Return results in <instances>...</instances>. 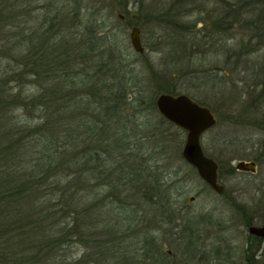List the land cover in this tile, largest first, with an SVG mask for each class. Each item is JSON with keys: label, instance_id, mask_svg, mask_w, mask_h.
<instances>
[{"label": "rangeland", "instance_id": "374dc122", "mask_svg": "<svg viewBox=\"0 0 264 264\" xmlns=\"http://www.w3.org/2000/svg\"><path fill=\"white\" fill-rule=\"evenodd\" d=\"M85 5L86 9L98 11L97 19L103 22L108 39L122 48L125 64L138 80V86L133 88L134 102L129 106L135 115L130 117L134 123L129 133H138L130 142V168H137L135 162L138 168L159 167L173 186L174 209L169 224L164 222L165 216H158L159 203L141 206V201L134 198L126 203L114 199L125 210L112 218L110 228L115 229L119 253L109 260H124L121 257L129 251L142 254L144 239L153 236L163 246L166 264H252L249 260L264 264V242L255 250L248 233L249 224L264 223V24L253 25L262 7L242 9L248 5L244 0H86ZM61 8L68 14L72 5L64 0H0V14L13 17L2 20L0 49L4 43L16 44L18 50L10 55L22 54L35 31L43 32L56 22L54 16ZM230 10L234 12L231 20ZM86 21L87 18L69 21L63 33H80ZM134 25L141 30L143 54L136 53L130 43ZM63 33L52 28L49 36ZM7 54L3 52L0 70L8 64ZM96 64L93 59L85 62L81 74L89 79L95 73L100 77ZM24 87L35 89L32 83ZM171 90L187 94L213 111L217 123L201 136V145L221 164L224 194L215 193L184 161L181 150L185 132L175 127L168 129L157 111V96ZM137 102L144 105L140 107ZM125 155L114 161L127 168ZM101 157L112 160L115 153ZM239 160L257 161V173L236 171ZM92 181L91 199L96 203L107 196L109 189ZM192 196L195 199L190 203ZM245 209L252 213L250 219ZM108 227L100 231L109 232ZM89 233L81 239L74 236L59 254L69 256L67 261L75 264H102L99 260L105 257L101 253L107 254L109 247L97 248V238L93 241L94 235ZM106 234L98 238L108 240L111 235ZM1 239L0 236V243Z\"/></svg>", "mask_w": 264, "mask_h": 264}, {"label": "trees", "instance_id": "16d2710c", "mask_svg": "<svg viewBox=\"0 0 264 264\" xmlns=\"http://www.w3.org/2000/svg\"><path fill=\"white\" fill-rule=\"evenodd\" d=\"M64 2L72 5L71 11L65 14L64 8L59 9L56 22L43 32L35 31L22 54L10 55L18 50L16 44L4 43L0 49V59L5 57L3 52L10 55L0 70V264H60L58 260L75 264L59 252L74 236L81 239L89 230V236L98 239L93 240L99 243L97 248L109 247L107 254L101 253L105 260L99 263L166 264L163 246L153 236L144 239L142 254L129 251L121 257L124 260H109L119 253L115 229L110 228L112 218L125 210L114 199L125 202L134 198L141 206L159 203L158 216H165L164 222L169 224L173 186L159 167L138 168L135 162L137 168H130V142L138 133H129L134 123L130 117H135L129 106L134 102L133 88L138 80L125 64L122 48L108 39L103 22L97 19L98 11L86 9V0ZM244 2L248 5L242 9L262 7L253 25L264 24V0ZM231 12L228 17L234 18ZM4 18L13 17L0 14V28ZM83 18L87 21L80 33H63L69 21ZM52 28L63 34L49 36ZM90 59L99 66L98 78V73L93 79L81 74V66ZM26 83L35 89L24 87ZM170 93L175 94L173 90ZM167 123L168 129L174 127ZM111 152L114 159L101 157ZM124 153L127 168L114 161ZM92 180L109 189L96 203L91 199ZM129 192L130 197H126ZM245 213L250 219L252 213ZM103 227L109 232L103 234ZM105 234L111 235L108 240L98 238ZM250 240L255 250L261 246L260 238Z\"/></svg>", "mask_w": 264, "mask_h": 264}, {"label": "water", "instance_id": "95a60500", "mask_svg": "<svg viewBox=\"0 0 264 264\" xmlns=\"http://www.w3.org/2000/svg\"><path fill=\"white\" fill-rule=\"evenodd\" d=\"M119 17L123 19L124 15L120 14ZM129 36L133 50L143 54L145 46L141 39L140 28L133 26ZM155 106L166 121L186 132L185 143L181 150L182 158L196 169L198 176L214 192L222 194L225 187L219 180V164L213 157L205 154L201 145V135L214 127L217 122L211 109L184 93H160L155 100ZM235 170L255 174L258 171V164L254 160H239ZM194 199V196L190 197L189 202H193ZM248 233L264 239V223L251 224Z\"/></svg>", "mask_w": 264, "mask_h": 264}, {"label": "flooded vegetation", "instance_id": "af4514ba", "mask_svg": "<svg viewBox=\"0 0 264 264\" xmlns=\"http://www.w3.org/2000/svg\"><path fill=\"white\" fill-rule=\"evenodd\" d=\"M264 240L261 241V245L263 244Z\"/></svg>", "mask_w": 264, "mask_h": 264}]
</instances>
